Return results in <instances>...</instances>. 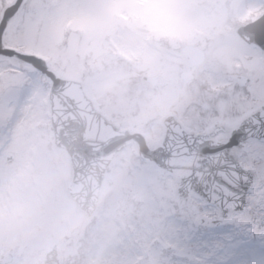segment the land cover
I'll list each match as a JSON object with an SVG mask.
<instances>
[{
    "label": "rangeland",
    "instance_id": "obj_1",
    "mask_svg": "<svg viewBox=\"0 0 264 264\" xmlns=\"http://www.w3.org/2000/svg\"><path fill=\"white\" fill-rule=\"evenodd\" d=\"M243 1L41 0L42 54L61 76L79 74L108 120L142 132L156 146L163 136L161 119L170 110L190 127L213 101L199 84L192 89L193 82L181 80L182 72L194 75L195 67L164 53L155 35L146 36L212 33L190 42L203 47L219 69L205 62L208 69L199 76L216 98L209 89L221 94L228 88L248 45L238 25L264 9V0H248V8ZM155 73L156 85L144 80ZM32 76L28 72L32 87L25 90L34 95L24 108L18 95L23 79L11 85L0 80V101L10 99L0 114V256L21 248L23 255L11 264H42L57 245L60 264H189L195 249L185 239L188 198L178 199L176 182L137 157L135 142L110 163L97 209L75 208L66 192L67 159L49 122L48 89Z\"/></svg>",
    "mask_w": 264,
    "mask_h": 264
},
{
    "label": "snow or ice",
    "instance_id": "obj_2",
    "mask_svg": "<svg viewBox=\"0 0 264 264\" xmlns=\"http://www.w3.org/2000/svg\"><path fill=\"white\" fill-rule=\"evenodd\" d=\"M44 7L41 0H0V80L7 84L42 62ZM239 59L228 88L181 136L194 161L189 264H264V22L255 23Z\"/></svg>",
    "mask_w": 264,
    "mask_h": 264
},
{
    "label": "water",
    "instance_id": "obj_3",
    "mask_svg": "<svg viewBox=\"0 0 264 264\" xmlns=\"http://www.w3.org/2000/svg\"><path fill=\"white\" fill-rule=\"evenodd\" d=\"M64 87L66 88H63V93L58 96L57 105L65 111L58 112L54 119L56 143L71 153L73 175L69 192L79 206L86 209L90 203L93 205L95 202V191L107 163L114 152L120 149L121 142L128 139L129 135L118 132L115 127L94 112L80 84L65 82ZM66 102L72 103L74 109H70L71 106H67ZM141 143L143 145V140ZM141 153L144 157L156 160L160 165L171 170L177 171L180 168L172 163L165 164L161 157H157L159 150L148 153L142 147ZM186 187L187 182L181 183V192L186 191ZM58 263L57 249L54 247L47 254L44 264Z\"/></svg>",
    "mask_w": 264,
    "mask_h": 264
},
{
    "label": "bare ground",
    "instance_id": "obj_4",
    "mask_svg": "<svg viewBox=\"0 0 264 264\" xmlns=\"http://www.w3.org/2000/svg\"><path fill=\"white\" fill-rule=\"evenodd\" d=\"M98 175V174H97Z\"/></svg>",
    "mask_w": 264,
    "mask_h": 264
}]
</instances>
